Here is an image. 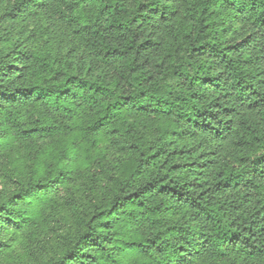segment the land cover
Listing matches in <instances>:
<instances>
[{
	"label": "trees",
	"instance_id": "trees-1",
	"mask_svg": "<svg viewBox=\"0 0 264 264\" xmlns=\"http://www.w3.org/2000/svg\"><path fill=\"white\" fill-rule=\"evenodd\" d=\"M0 264H264V0H0Z\"/></svg>",
	"mask_w": 264,
	"mask_h": 264
}]
</instances>
